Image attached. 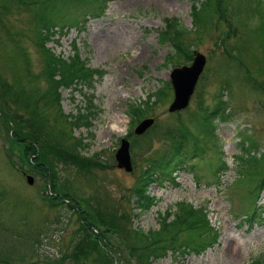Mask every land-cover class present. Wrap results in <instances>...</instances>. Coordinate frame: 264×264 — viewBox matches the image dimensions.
<instances>
[{
  "label": "rangeland",
  "instance_id": "374dc122",
  "mask_svg": "<svg viewBox=\"0 0 264 264\" xmlns=\"http://www.w3.org/2000/svg\"><path fill=\"white\" fill-rule=\"evenodd\" d=\"M103 1L98 17L88 19L78 31L71 27L46 42L54 54L63 57L73 54L74 45L86 65L100 70L93 74L90 86L60 91L63 114L85 112L88 98L95 105L89 127L70 129L68 117L59 116L56 105L45 106L42 98L31 104L40 116L45 115V126L54 143L56 129L69 133V140L79 136L85 142L81 152L97 161L83 168L45 154L56 160L51 173L48 168L46 171L53 175L56 194H72L74 209L50 196L52 190L47 183L51 179L29 154L28 147H32L27 142L31 141L14 137V122L0 110V264H95L104 257L111 258L108 264H142L131 253L129 230L156 228L157 213L168 205L174 208L182 199L203 208L210 225L217 230L215 241L200 253L166 250L149 264H249L259 255L264 257V220L244 217L247 202L243 199L245 188L264 172V96L260 92L264 56L256 0H222V16L211 10L215 0ZM193 4L197 10L190 13ZM33 9L38 12L40 7L17 0H7L6 8L0 4V78L24 92L42 90L47 84L44 53L37 45L35 18L31 17ZM56 11L53 4L46 16L56 19ZM73 14L64 12L67 19ZM165 18H175V28L183 29L177 37L182 45L176 50L169 39L159 40ZM193 49L203 54L204 65L187 104L169 111L173 97L169 72L174 65L189 63ZM18 50L26 53V63L18 58ZM167 54H171V59L167 60ZM220 98L213 115L211 111ZM7 103L10 111L23 116L32 111V106L23 105L21 109L16 101ZM147 103L142 117L153 121L146 131L135 134L132 130L137 121H129L130 105L145 108ZM112 112H119L125 120L124 130L118 134L108 128ZM178 118L190 130L188 147L201 145L203 156L189 157L181 168L173 170L172 177L149 183L147 191L157 201L141 210L134 206L132 188L147 160L165 147L170 149L171 142L162 129L174 126ZM153 124L158 126L151 128ZM213 126L218 140L210 133ZM122 135L135 142L130 143V170L117 166L114 157ZM243 138L254 144V153L251 149L249 154L245 151L243 154L251 163L237 169L234 155L238 139ZM40 144L39 140L33 149L47 151ZM219 148L228 165L219 174V185L206 184L203 180L208 176L207 166L216 164ZM45 161L40 158L39 163L50 166ZM190 164H195L201 173L199 183L192 178ZM257 198L254 207L264 203V189ZM95 204L117 209L122 224H96L91 209ZM77 211L83 212L84 220ZM86 222L99 230L96 247L86 248L72 262L56 260L79 235L85 234Z\"/></svg>",
  "mask_w": 264,
  "mask_h": 264
},
{
  "label": "trees",
  "instance_id": "16d2710c",
  "mask_svg": "<svg viewBox=\"0 0 264 264\" xmlns=\"http://www.w3.org/2000/svg\"><path fill=\"white\" fill-rule=\"evenodd\" d=\"M23 5L33 4L34 7H40V10L32 11L33 21L35 22V37L37 39V45L40 46L41 51L47 54L44 57L45 69L44 74H46V86L42 90H37L36 88L26 89L24 92L23 88H19L14 84L3 80L0 78V110L3 114L14 122L12 129V135L18 139H24L27 142L29 154L33 156V159L42 158L44 161L47 160L48 164H51L54 159L49 158L45 154L51 156H58L65 159L67 162L79 164V167H88L94 164L93 158L84 156L80 153V148L84 143L80 137L72 138L69 133L62 130L56 129V134L53 141V137H48L45 115L40 116L36 107L31 104L37 103L40 98H42L45 106L55 107L59 116H66L68 118V123L70 127L77 126H89L88 116L94 111L92 110L93 104L88 103L84 107L85 112H80L77 110L76 114L66 113L63 114L60 109V89L61 88H76V85L86 83L90 84L93 73H99V70L93 69L87 66L83 59H81L74 48V53L63 57L59 54H52L45 46L44 43L47 41L52 34L59 29L77 25V28L81 29L83 24L89 17L99 16L104 8L103 0H17ZM205 1V0H203ZM7 0H2L0 3L6 8ZM40 2H45L41 5ZM56 4V19L46 16V13L50 11L51 5ZM256 10L258 13V24L257 28L261 33L260 47L264 56V0H256L255 3ZM64 7L66 12L74 13L70 19L65 18L64 10L60 9ZM67 9H72L75 11H67ZM197 6L195 4L191 5L190 13H195ZM212 12L222 16L224 7L222 5V0H215L212 7ZM223 10V11H222ZM78 12V13H76ZM175 18H165L164 28L159 32L160 42L165 39H169L171 44L174 46L175 50L182 45V42L178 41L177 37L181 34L183 29H176ZM185 46V44H184ZM26 53L23 50H18V58L23 62H27L25 59ZM185 56L189 58L188 53L185 51ZM167 60L171 59V54H167ZM260 85V83H259ZM261 94L264 96V84L260 85ZM20 99H22L20 101ZM16 101L20 108L23 109V105L32 106V111L30 115L23 116L21 113H16L15 111H10L9 104L7 101ZM88 102L89 99H88ZM221 100H217L211 113L214 115L217 112ZM148 107V103L145 108H141L138 104L130 105L131 115L134 118H139L143 112ZM79 108V107H78ZM37 112H36V111ZM30 112V111H29ZM133 118H131L132 120ZM129 120V121H131ZM176 124L172 127L166 126L162 129V133L166 139L171 142L170 149L163 148L156 155L150 157L147 160V164L140 170L139 175L135 181L132 188L134 193V206L139 209L149 208L151 205L155 204L157 199L154 195H151L147 191L149 183L153 181H158L166 177L171 170L181 168L185 160L189 157L197 156L198 152L202 151L201 147H197L195 144L192 147H188V134L189 128L180 118L174 121ZM158 125L153 124L151 128H155ZM70 128V129H71ZM214 126L210 129V133L218 140L215 132ZM238 139V150L235 153L237 169L242 165L249 164L251 161L244 156L246 151L254 153L253 143L246 139L247 141ZM40 140L41 144L47 151L41 152L39 149H33L35 144ZM70 142H67V141ZM33 142V143H32ZM219 142V141H218ZM135 143V142H134ZM194 143V142H193ZM49 148V150L47 148ZM185 147V148H183ZM200 148V150L198 149ZM28 153V152H27ZM41 154V155H40ZM201 154V153H200ZM221 154H217L219 163L216 165L208 164L206 172L208 176L203 181L206 184L219 185V174L224 168L222 160L220 158ZM56 158V157H55ZM195 164H190V170L196 183L199 182L201 176L200 171L195 169ZM189 168V166H188ZM82 169V168H81ZM236 169V172H237ZM161 171V172H160ZM157 174V175H156ZM257 174V173H256ZM236 177V176H235ZM161 178V179H159ZM255 180L249 188H245L243 192V199L247 202L244 212V217L247 219H264V203L258 205V207H253L257 194L264 189V172L260 175H256ZM235 181V180H234ZM61 195V196H60ZM60 195H56V200L59 203L65 204L68 208H72V200L67 192H62ZM70 199L71 201H66L65 199ZM242 198V197H241ZM242 199V200H243ZM96 202H100L95 199ZM93 216L95 217L96 224H108L110 226H120L118 217V210L115 208H110L107 205L91 207ZM77 210V209H76ZM78 212V211H77ZM79 216L82 218L83 212H78ZM86 217V214H84ZM83 219V218H82ZM157 227L148 228L145 231L140 227H133L129 230V239L131 253L139 260L142 264H149L152 258H156L170 250L172 253H184L192 251L194 253H199L204 250L208 245L213 243L217 236L216 229L211 226L206 218V214L203 208L199 205L194 206L190 202L185 200H179L174 204V208L171 205L167 206L163 212L157 213ZM84 220V219H83ZM85 234L79 235L77 239L73 242L71 248L63 252L60 258L56 260H68L74 261L78 258L86 248L96 247L97 237L96 234L99 232L98 228L91 227L88 222H86ZM103 231V230H102ZM83 251V252H82ZM107 257V255H106ZM111 258H103L102 261L95 262V264H108L107 260ZM56 264H60L56 261ZM249 264H264V257L259 255L256 258L250 260Z\"/></svg>",
  "mask_w": 264,
  "mask_h": 264
},
{
  "label": "water",
  "instance_id": "95a60500",
  "mask_svg": "<svg viewBox=\"0 0 264 264\" xmlns=\"http://www.w3.org/2000/svg\"><path fill=\"white\" fill-rule=\"evenodd\" d=\"M203 54L193 51V57L189 64L173 67L169 73V80L172 87L173 97L168 106V110H176L184 107L193 90L194 84L204 64ZM152 122V118L147 117L141 119L134 127L135 133L142 132ZM127 141L120 140L114 157L117 166L123 167L125 170L130 169L129 157L127 152ZM30 181V178L28 179Z\"/></svg>",
  "mask_w": 264,
  "mask_h": 264
},
{
  "label": "bare ground",
  "instance_id": "6f19581e",
  "mask_svg": "<svg viewBox=\"0 0 264 264\" xmlns=\"http://www.w3.org/2000/svg\"><path fill=\"white\" fill-rule=\"evenodd\" d=\"M127 92H128V89H127ZM124 123H125V120L121 119V114L119 112H112L109 118L108 128L111 132L118 134L122 132V130H124L123 128L125 126L122 125Z\"/></svg>",
  "mask_w": 264,
  "mask_h": 264
}]
</instances>
